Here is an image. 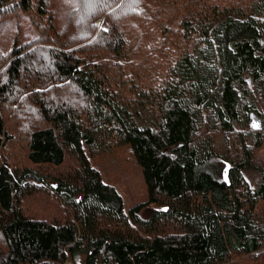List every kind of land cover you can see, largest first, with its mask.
<instances>
[{"label": "trees", "instance_id": "obj_1", "mask_svg": "<svg viewBox=\"0 0 264 264\" xmlns=\"http://www.w3.org/2000/svg\"><path fill=\"white\" fill-rule=\"evenodd\" d=\"M49 1L0 0V18L26 13L40 40L53 46L11 51L0 73V148L11 139L1 104L20 82H39L54 65L83 99L45 113V126L29 132L26 167L9 170L0 163V264H64L80 257L83 264H238L233 256H256L264 264V168L251 164L247 147L243 159L228 163L200 147L205 133L232 132L239 111L264 115V0L239 9L222 6L224 0H187L179 7L172 0H97L94 6L77 0L62 29ZM164 7L180 10L179 22L155 17ZM102 16L107 31L93 24ZM130 20L144 37L159 30L173 56L154 91L119 63ZM103 55L114 63H98ZM147 109L152 121L139 127L136 119ZM123 147L141 169L147 193L127 211L92 165ZM68 160L65 173L52 174ZM249 169L259 176L254 187L244 177ZM40 193L72 219L26 214L25 200Z\"/></svg>", "mask_w": 264, "mask_h": 264}, {"label": "rangeland", "instance_id": "obj_2", "mask_svg": "<svg viewBox=\"0 0 264 264\" xmlns=\"http://www.w3.org/2000/svg\"><path fill=\"white\" fill-rule=\"evenodd\" d=\"M251 1L224 0L221 5L239 9L247 7ZM185 2L187 0H172V3L177 7ZM76 4L77 0L49 1L48 7L54 13L57 29L63 28L67 15L76 8ZM156 10L155 17L167 25L179 22V18L182 16L180 10L170 12L167 7ZM104 17L102 16L93 24L95 26L101 22L103 24ZM30 18L32 17L21 11L0 18V73L8 63L11 51L15 48L25 49L23 54L37 51L40 48H53V46L40 40L41 32ZM170 28L174 29L175 27ZM124 30L129 44L119 63H125L136 71L137 75L133 77L140 83L143 82L141 87L156 90L159 82L165 77L166 63H169L173 56L170 55L169 51H166L167 46L161 43L159 30L144 37V29L131 20L126 22ZM98 63L111 65L114 60H109L106 55H103ZM130 70L127 68L128 73ZM82 99V95L75 85L60 76L54 65L47 78L32 84H28L26 81L20 82L13 94L5 98L1 104L6 129L11 139L0 148V163L9 170L26 167L28 165L26 154L29 132L32 129L45 126V119L43 118L45 113L53 115L54 112H60L64 108L77 106ZM253 102L261 111L260 101ZM150 114V110L142 113V116L136 119L137 125L144 127L147 123H151ZM202 118L205 122L206 114L204 112H202ZM258 118L262 127L259 131L252 132L254 138L248 134L251 132L249 130V112L239 111V120L233 125L232 132L210 135L205 133L200 147L211 150L227 163L229 161L238 162L243 159V147H247L250 150L251 164L258 168H264V115H258ZM205 129L208 128L205 127ZM255 142L257 144L263 142V145L258 147ZM92 165L100 172L103 182L111 185L117 191L125 211L147 200L141 169L127 148H119L109 154L98 156L92 161ZM71 166V160H68L61 169L53 170L52 174H56L57 171L65 173ZM244 177L250 187H254L259 182V176L253 169L247 170ZM153 208V206L146 208L143 210V214L148 216ZM23 209L26 214L35 217L60 222H64L68 218L72 219L68 209L45 193H40L33 199L25 200ZM3 248L0 241V252H3ZM83 260L80 257L75 262L69 260L64 264H83ZM231 262L261 264L256 256H233Z\"/></svg>", "mask_w": 264, "mask_h": 264}, {"label": "water", "instance_id": "obj_3", "mask_svg": "<svg viewBox=\"0 0 264 264\" xmlns=\"http://www.w3.org/2000/svg\"><path fill=\"white\" fill-rule=\"evenodd\" d=\"M256 122L258 124V126L256 127H253V123ZM261 121L260 119L258 118V116L254 113H251L250 114V123H249V130L252 131V132H256V131H259L261 129Z\"/></svg>", "mask_w": 264, "mask_h": 264}, {"label": "snow or ice", "instance_id": "obj_4", "mask_svg": "<svg viewBox=\"0 0 264 264\" xmlns=\"http://www.w3.org/2000/svg\"><path fill=\"white\" fill-rule=\"evenodd\" d=\"M86 2L87 3H90V4H92L94 6L95 3L97 2V0H86ZM103 2L105 4H107L108 3V0H103ZM96 27H99L102 31H107L108 30V29H106V28L103 27L102 22L99 25H96ZM252 126L253 127H256V126H258V124L256 122H254Z\"/></svg>", "mask_w": 264, "mask_h": 264}]
</instances>
